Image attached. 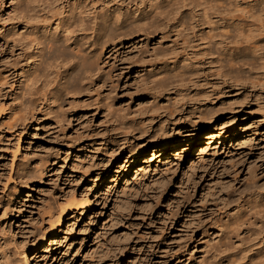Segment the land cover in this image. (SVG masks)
Instances as JSON below:
<instances>
[{"label":"rangeland","instance_id":"obj_1","mask_svg":"<svg viewBox=\"0 0 264 264\" xmlns=\"http://www.w3.org/2000/svg\"><path fill=\"white\" fill-rule=\"evenodd\" d=\"M17 1L0 0V101L11 109L17 105L11 120L13 112L0 117V244L10 264H20L27 245L31 264H200L208 259L221 235L216 225L242 210L226 197L238 198L254 182L264 187V77L251 78L248 68L239 76L225 62L219 69L211 62L212 50L222 47L201 40H225L230 50L238 45L237 56L260 68L259 49L235 42L249 38L264 46V19L250 18L254 11L247 5H218L207 14L197 6L152 12L148 38L135 35L99 52V81L65 94L50 104L52 109L31 107L35 117L17 150L28 116V81L20 85V76H8L19 68L20 47L13 52V42L25 32L13 25ZM184 48L198 52L193 58L200 62L177 71L183 80L157 84L158 64L148 66L156 51L171 56ZM159 71L167 72L168 65ZM211 118L214 132L224 137L209 143ZM166 138L171 147L154 158V148ZM40 169L43 179L26 185L28 175H23ZM83 193L92 196L93 211L87 216L74 211L65 226L50 230L52 213ZM221 208L229 215L220 214ZM239 239L231 250L241 246ZM232 255L222 253L227 264L243 263L240 252ZM5 262L0 252V264Z\"/></svg>","mask_w":264,"mask_h":264},{"label":"bare ground","instance_id":"obj_2","mask_svg":"<svg viewBox=\"0 0 264 264\" xmlns=\"http://www.w3.org/2000/svg\"><path fill=\"white\" fill-rule=\"evenodd\" d=\"M16 5L13 25L16 26L15 28H23L25 32L18 33V35H22L21 39L13 42V52L17 50L18 46L20 47L18 49L19 55L15 54L18 56L15 59L16 66L19 68L18 71H10L8 76H20V85L28 81V116H24L26 118L22 121L25 128L19 134L17 150H19L22 138L26 135L27 123L35 117L31 107L39 103L43 107L47 104L50 108V104H57L65 94L73 96L80 88H89L92 82L99 81L102 70L95 62L98 54L106 52L109 46L114 45L116 47L117 42L121 44L123 40L130 39L135 35L148 38L150 32H147L146 27L150 24L148 18L152 12L162 13L168 7L178 9L182 6H197L202 7L207 14V9L218 5L222 7L247 5L251 6L254 11V14L249 16L250 18H255L258 21L264 19V0H172L171 2L111 0L110 4L107 5L102 0H18ZM258 6L259 10L256 11ZM253 11L249 10L247 13ZM201 41L202 44H208L209 47H212L213 44L222 47L216 52L212 50L216 59L211 62H215L219 69L224 68L222 63L225 62V66L236 71L239 76L244 75L245 69L248 68L252 72L251 78L264 77V63L258 68L257 62L254 60L250 61L248 58L242 59L237 56L242 52L237 44H247V48L250 50L258 48L259 50L256 52L264 55V46H257L261 41L244 38L235 42L237 46L232 50L228 48V43L225 40L202 39ZM197 53L194 50L184 48L180 51L173 50L171 56H164L163 51L157 50L153 56L155 60L148 66L152 67L154 63H157L160 76L157 79V84L169 85L175 81V78L182 76L181 73H177L179 69H185L195 65L194 62H200L193 58ZM166 57L169 59L164 61ZM262 59L264 61V56ZM182 62L186 64L185 67H179ZM165 65H168V71L160 72L159 69ZM172 69L176 71L175 74L170 71ZM181 80H183L182 77L177 81ZM14 85L15 83L12 86ZM14 95L15 99L19 100L17 92H14ZM16 106L13 104V109L7 108L6 103L0 101V117L4 113L11 114L9 117L11 120L16 115L14 111ZM9 109L13 111H8ZM8 112L13 113L8 114ZM215 119L209 120L210 125H212V132L207 135L209 143L214 139L224 137L223 133L216 134L214 132L216 130ZM170 144H172L171 138L161 141L159 147L154 148V158H159L161 154L165 155L164 152L169 150ZM27 175L28 184L26 185H29L34 180L43 179L45 170L28 172L23 176L26 177ZM26 188L30 189L28 186ZM19 192L17 189L14 193L18 195ZM234 199L238 201L242 210L238 214L230 216L229 220H222L219 225H216L221 233L218 244L213 254L208 259H202L200 264H227L230 260H226L222 253L232 258L234 257L232 254L236 252L241 253L243 262L241 264H264V187L260 186L259 182H254L247 192L238 198L229 195L225 200L226 203L232 205L235 202ZM93 209L94 203L89 193L73 194L66 200L64 206H60L58 211L52 213L49 218L50 230L54 232L56 228L65 226L63 222L66 216L74 211L87 216ZM221 211L223 212L220 214L229 213L224 208H221ZM11 217L15 219L16 216L11 214ZM196 227L197 231L202 230L199 225ZM15 230H17L16 227H14ZM46 235L47 230L44 231V236ZM44 236H41L42 242L46 240ZM235 239H239L241 246L233 251L230 246L235 242ZM29 247L30 245L25 246L23 257L19 259L18 263L31 264L28 255ZM0 252L6 258L5 264H10L7 259V250L3 244H0ZM15 257L18 256L15 255Z\"/></svg>","mask_w":264,"mask_h":264}]
</instances>
